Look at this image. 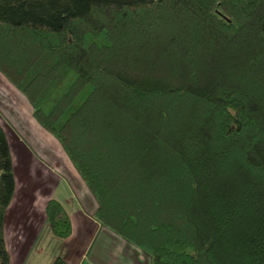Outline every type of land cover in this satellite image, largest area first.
Masks as SVG:
<instances>
[{
  "label": "trees",
  "instance_id": "obj_1",
  "mask_svg": "<svg viewBox=\"0 0 264 264\" xmlns=\"http://www.w3.org/2000/svg\"><path fill=\"white\" fill-rule=\"evenodd\" d=\"M0 72L150 264H264V0H0ZM14 191L0 124V264Z\"/></svg>",
  "mask_w": 264,
  "mask_h": 264
},
{
  "label": "crops",
  "instance_id": "obj_2",
  "mask_svg": "<svg viewBox=\"0 0 264 264\" xmlns=\"http://www.w3.org/2000/svg\"><path fill=\"white\" fill-rule=\"evenodd\" d=\"M18 105H9L19 114L16 118L5 115L0 106L7 140L16 141V160L9 142L15 191L4 223L10 264H52L57 256L68 264H150L147 253L95 219L97 202L57 138L34 120L28 101ZM49 199L58 200L70 217L72 231L66 238L55 237L46 221Z\"/></svg>",
  "mask_w": 264,
  "mask_h": 264
},
{
  "label": "rangeland",
  "instance_id": "obj_3",
  "mask_svg": "<svg viewBox=\"0 0 264 264\" xmlns=\"http://www.w3.org/2000/svg\"><path fill=\"white\" fill-rule=\"evenodd\" d=\"M22 99L24 102L28 101L26 97H23V95L0 72V106H2V111L4 112V114L9 115L11 118L19 117V114L17 113L15 114V112L11 111V109L9 108V105L15 109L16 107L19 106L18 104L23 103ZM29 107H30L29 111H33L31 106ZM5 128L8 131V134L10 133V131H14L7 124L5 125ZM14 134L17 135L16 133ZM9 135H12V134H9ZM9 142L13 148L12 154L15 157L16 141L12 138H9ZM15 160H16V157H15Z\"/></svg>",
  "mask_w": 264,
  "mask_h": 264
}]
</instances>
